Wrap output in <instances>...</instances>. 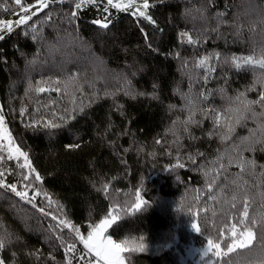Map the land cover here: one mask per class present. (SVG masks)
<instances>
[{
	"label": "trees",
	"instance_id": "obj_1",
	"mask_svg": "<svg viewBox=\"0 0 264 264\" xmlns=\"http://www.w3.org/2000/svg\"><path fill=\"white\" fill-rule=\"evenodd\" d=\"M105 3L76 9L74 0H63L16 25L19 6L0 0V22L13 25L11 32L0 29V109L35 170L24 180L26 168L0 151V172L17 191L29 182L41 191L29 203L0 187V260L87 264L92 257L80 260L87 249L64 228L67 242L76 243V252L67 253L52 216L85 233L114 213L109 233L131 249L144 245L142 252H124L125 264H180L184 247L209 240L220 244L221 255L213 248L206 257L212 264H264V145L243 151L255 167H241V149L264 139V118L248 119L222 140L213 113L203 111H226L237 107L231 99L237 94L257 100L264 91L257 63L264 60V0H148L155 24L131 10L105 13ZM105 17L108 29L94 23ZM188 36L199 43H188ZM205 57L211 59L199 66ZM190 112L203 122L185 131ZM49 123L60 126H44ZM36 173L41 180L32 179ZM137 194L147 201L138 210ZM248 229L252 242L229 252Z\"/></svg>",
	"mask_w": 264,
	"mask_h": 264
},
{
	"label": "snow or ice",
	"instance_id": "obj_2",
	"mask_svg": "<svg viewBox=\"0 0 264 264\" xmlns=\"http://www.w3.org/2000/svg\"><path fill=\"white\" fill-rule=\"evenodd\" d=\"M57 2H63V0H35L34 4H28L26 3V0H14L15 5L19 6V11L23 13V15L20 16V18L16 21V25H21V24H27L29 20L32 19L33 16H36L38 12L48 9L51 4L57 3ZM162 2V0H161ZM75 3V8L80 9L84 5H91V4H96L97 0H74ZM109 7L116 8L118 10H123V11H129L130 9H135V11L131 12V15L138 16V17H143L146 21H148L151 24H155V21L152 19L151 15L147 13V9L150 7L148 0H143L142 4H137L135 0H127V3H124V0H118V2L114 3V0H106L105 6L103 8V11L105 13L108 12ZM35 8V11L32 9ZM143 9V10H141ZM47 15V14H46ZM72 17L75 18V13H72ZM49 19H51V16H48ZM94 23L99 24L103 29H108L109 25L111 23L110 20L107 19V17L104 18L102 21H94ZM0 29H6L8 32H11L13 29V25L11 22H0ZM142 34L145 37V40H148V33L144 32L143 29H141ZM187 33H181V36H186ZM0 39H3V36H0ZM187 42L190 44H196L199 43V41H195L192 39L191 36L187 37ZM148 47L151 48V43L148 44ZM155 51V49H153ZM218 58V57H217ZM211 59L210 57H205L199 62V66L205 67L206 62ZM238 58H230L229 61L226 62H231L234 67L240 68L241 64L237 63ZM245 64L251 65L253 63L251 57H247L244 59ZM259 67L264 69V60H260L257 62ZM209 71H214V68H209ZM207 79V77H205ZM262 84H264V81H261ZM67 87V85H66ZM255 85L253 88H250L248 90H254ZM36 91H44L43 88H37ZM142 95V94H141ZM259 98L257 100H247L245 98V93L241 92L237 94L235 98L233 99V102L236 103L237 107L232 108L229 107L226 109V111H219L215 108L213 109H204L203 111L205 113H208L209 111L213 113L212 115V120L214 125H218L219 128L227 129L226 132H221L218 128L217 134L220 135V138L222 140L230 139L231 134L234 133L235 127L236 126H246V121L248 119H257L259 118H264V91H260L258 93ZM204 100H207V96L203 97ZM258 105L261 111L257 112L256 108L254 106ZM82 110V109H81ZM23 111V110H22ZM194 113L190 112L189 118L187 121H184L182 123L185 124V131H187V125L188 124H196L199 126L200 123L203 121H197L193 118ZM221 118H223V124H221ZM4 115L2 109H0V125L4 124ZM45 127H59V124L55 123H49L45 124ZM7 130L5 129V132ZM259 131L261 133V136L264 137V124L259 125ZM213 133H209V135H212ZM250 135L252 137L256 136V130H252L250 132ZM7 138L9 139L11 143V133L7 132ZM243 140H247L248 138H242ZM159 143V141H158ZM260 143L264 145V139L261 138H255L253 139L252 143L246 145L243 149H241V167H243L244 164H248L252 168L255 167V161L254 160H248L245 161L242 158V152L243 151H255L254 144ZM74 147H79V145H74ZM236 147H239V145H236ZM262 151H264V147L261 148ZM14 152L18 157H23L25 164L21 165V167H28L29 172L28 174H22V178L26 181L29 180V177L31 176L32 173L35 172V170L31 167L30 163H28V155L27 153L21 151L19 146H16L14 149ZM202 155V154H201ZM8 159H12V150L9 151V155L7 157ZM189 159H193L191 156ZM178 167H184L183 164H178ZM221 168L224 166L221 165ZM264 167V166H262ZM4 173L0 172V187H7L10 191L14 192L17 196L21 197L22 199H28L29 203H32V201L35 200L36 196L41 195V191L36 190L31 182L27 183L24 185V190L23 191H17L16 185L15 184H8L5 185L4 180ZM34 180H41V177L39 176L38 173L35 174L34 177H32ZM32 189L34 192V195L32 197H28V190ZM45 199L49 200V203H51L50 197L47 196V194H44ZM235 199V197H233ZM137 200L139 201L135 207L136 209H140L142 204L147 203V201L143 200L139 194H137ZM62 208V206H58ZM40 212L44 213L45 215H51V213H45L44 208L39 209ZM111 218H105L102 220L99 224H96L94 226H90L91 230L88 232L87 237L85 238L84 235L81 234L80 229L78 226L73 224L70 220L66 219H60L57 216L53 215L52 219L53 220H58V225L57 228L60 230L62 233L57 239L59 242L65 246L67 253L70 255L74 254L76 252V243L73 241L71 243L67 242L65 239V234H63V229L67 228L70 229V233L68 234L69 236H73L75 238H78L79 242L84 245V248L87 249V256L81 255L80 260H85L87 257H92V259L87 260V264H93V261H96V264H124V256L122 253L126 251H144V245L141 244L139 246H136L134 249L129 248V241L124 240L121 241L120 243H117L114 241L111 237V235L106 236L105 233L109 227L113 225V223L117 220V216L111 215ZM244 216L247 217V207H245L244 210ZM239 224H244V220H239ZM196 231H199V228H196L195 225H193ZM232 235L233 237L237 236V227L236 224L232 225ZM255 238L254 233L248 229L244 232L240 233V237L236 238L232 241L231 244L228 245V251L231 252L234 250L236 247H246L249 245L252 240ZM134 243V242H133ZM209 247L207 249H204L203 255L207 256L208 252L211 251L213 248L216 249L215 252H213L214 255L219 256L221 255L219 249H220V244H215L213 245V242L209 240L208 242ZM5 247V242L3 239H0V249H3ZM94 254V255H93ZM226 254V253H225ZM0 264H3V261L0 260ZM68 264H72V259L70 258L68 260Z\"/></svg>",
	"mask_w": 264,
	"mask_h": 264
},
{
	"label": "rangeland",
	"instance_id": "obj_3",
	"mask_svg": "<svg viewBox=\"0 0 264 264\" xmlns=\"http://www.w3.org/2000/svg\"><path fill=\"white\" fill-rule=\"evenodd\" d=\"M115 2H118V0H114V3ZM135 2L137 4H142L143 3V0H135ZM124 3H127V0H124ZM130 10L131 11H135L134 8L133 9H130ZM141 10H143V9H141ZM5 129L7 130L6 132H5ZM7 132H10V130L7 127V125L5 124V122H4L3 125H0V151H3L2 153H5V154L9 155V151L12 150L13 158L14 159H18L19 160V163L21 165L25 164L24 158L22 156L17 158V155L14 152V149L16 147V144L13 141L12 136H11V143H10L9 139L7 138ZM25 168H26L27 173H28L29 172L28 167H25ZM24 185L25 184H22L23 189L20 190V191H23L24 190ZM29 194L32 195V196L34 195V192H33V190L31 188L28 190V197H29ZM111 215H115V214L112 213ZM105 218H109L110 219L111 216L109 215V216L104 217L97 224H99ZM109 229H110V227L107 229V231L105 233L106 236L111 235L109 233ZM90 230H91V228L89 229V231ZM89 231H87L85 233H82L81 230H80L81 234L84 235L85 238L87 237V234H88ZM111 237L117 243H120L121 242V241L116 240L112 235H111ZM215 244H217V243H213V245H215ZM208 247H209L208 243L205 246H203V247L196 246L194 244H190L189 246L184 247L185 249L183 251L178 252L179 253L180 262H181L180 264H212V261L211 260L206 259V257L209 255V252L210 251L208 252V255L207 256L203 255L204 249H207ZM122 255L124 256L123 253H122ZM93 264H96V261L95 260L93 261ZM124 264H125V257H124Z\"/></svg>",
	"mask_w": 264,
	"mask_h": 264
}]
</instances>
